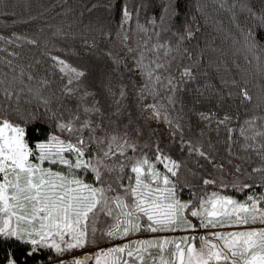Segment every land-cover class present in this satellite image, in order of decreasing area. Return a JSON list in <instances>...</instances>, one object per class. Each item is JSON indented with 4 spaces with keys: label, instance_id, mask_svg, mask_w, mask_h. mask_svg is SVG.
<instances>
[{
    "label": "snow or ice",
    "instance_id": "6c2138e0",
    "mask_svg": "<svg viewBox=\"0 0 264 264\" xmlns=\"http://www.w3.org/2000/svg\"><path fill=\"white\" fill-rule=\"evenodd\" d=\"M3 7L9 5L3 3ZM141 7L146 6L134 9L136 30L155 34V43L148 47L152 40L148 36L143 41L145 47L132 56V69L144 78L137 89L141 109L148 117L168 124L170 144L179 136L181 153L186 149L189 155L196 154L223 170L224 164L215 162L201 139L185 138L180 112L168 110L175 108L176 93L185 89V80L197 79L205 59L200 50L191 60L194 53L182 46L200 31L201 19L209 23V6L200 0L195 4L161 0L159 15L144 23L140 21ZM104 8L109 18L119 16L117 35L123 34L127 41L124 25L134 18L128 0H106ZM215 10L230 14L245 50L256 57L264 74V0H218ZM97 31L111 39L105 23L101 22ZM161 33L171 36L161 42ZM56 34L66 35L59 29ZM13 37L28 39L13 32L11 36L0 35V40L10 44ZM83 44L97 46L95 39H85ZM125 47L128 54L134 52L126 43ZM173 52L181 57L186 54L191 63L177 62L172 69L177 59ZM47 55L67 76L58 92L52 91L51 81L44 77L32 84L37 78L31 72L25 80L23 66L18 76L6 77L0 88V264H264V84L254 96L247 80L243 86L237 80L230 81L238 89L235 94L241 104L251 105V114L239 125L244 141L241 148L253 150L260 164L250 170L235 164L231 181L220 177L217 185L215 178L201 176L202 184L196 185L181 170L194 177L198 173L187 169L186 161L174 157L159 139L142 142L140 127L133 135L127 125L121 128L111 120L106 124L103 119H93V114L103 117L104 112L98 100L86 103V97L96 95L81 82L87 70L50 51ZM107 55L115 65L113 72L121 66L128 68L123 57L111 51ZM221 83L229 82L221 79ZM118 87V97H125L127 85ZM105 88L117 97L110 80ZM160 88L167 90L168 106L144 102L147 95L155 98ZM24 93L27 107L21 104ZM115 111L120 112V108ZM197 115L209 125L215 120L217 129L224 125L227 139L232 140L235 128L229 127L232 117L227 112L222 118L213 111ZM208 148H212L211 143ZM228 151L235 155L231 145ZM209 186L220 190L209 192ZM229 186L239 194L247 193L244 199L221 191ZM185 187L189 189L187 199L182 198ZM101 214L111 220L105 228L97 227ZM145 232L182 234L132 238ZM99 239L110 241V246L99 247ZM89 246L95 251H86Z\"/></svg>",
    "mask_w": 264,
    "mask_h": 264
},
{
    "label": "trees",
    "instance_id": "16d2710c",
    "mask_svg": "<svg viewBox=\"0 0 264 264\" xmlns=\"http://www.w3.org/2000/svg\"><path fill=\"white\" fill-rule=\"evenodd\" d=\"M190 2L195 4L196 0H190ZM200 2L209 6L207 9L209 23L205 24L201 19L200 31L194 38L185 41L182 47L194 53L191 60L196 59L195 53L200 50H203L205 59L199 66L197 79L185 80V89L176 93L175 108L169 107L168 110L172 114L180 112L183 117L185 138L201 139L205 150L215 157V162L224 164L223 170L213 168L206 159L196 154L189 155L186 149L181 153L178 149L179 136L176 138V143L170 144L168 124L163 119L148 117L147 111L141 109L137 89L140 84L144 83V78L138 70L132 69V56L138 54L139 48L145 47L143 41L148 39V36H152L148 47L151 43H155V34L149 32L145 35L142 31L136 30L134 9L136 5L146 6L140 9V21L144 23L152 15H159L161 0H128L129 8L134 12V18L131 24L124 25L128 36L127 41L123 40V34L117 35L119 16L113 14L109 18L104 8L106 0H2L0 3V35L11 36L15 32L18 36H27L28 39L16 40L13 37L14 43L10 44L0 40V88L4 87L3 81L6 77L10 80L12 75L18 76L20 67L23 66L25 80L27 73L31 72L37 78L32 81V84H36L40 77H44L51 81L52 91L58 92L59 86L67 82V76L53 65L47 55L50 51L53 55H59L67 60L72 66L87 70L81 82L87 86L88 91L95 92L96 95L94 98L86 97V103L91 104L93 99H96L100 102L99 106L104 112L103 117L93 114V119H103L106 124L111 120L121 128L127 125L128 131L133 135L135 128L140 127L142 142L159 139L163 147H170L174 157L186 161L187 169L198 173L194 177L190 172L181 170L193 184L201 185V176L215 178L217 185L220 183V177H224L225 182H229L232 179L231 173L234 171L233 165L240 164L243 170H250L261 162L260 157L253 150L245 151L241 148L244 141L239 133V125L247 115L251 114V105L241 104L239 96L235 94L238 89L232 87L230 81L237 80L243 86V81L247 80L248 87L255 96L260 85L264 84V74L261 73L256 57L245 50L241 36L230 20V14L224 10H215L218 0L216 3L214 0H200ZM3 3L9 7L5 9ZM93 4L97 7L93 8ZM12 12L16 15L12 16ZM101 22L105 23V31L111 30V39L102 37L97 31ZM148 27L151 26L148 25ZM57 29L66 35H53ZM170 36V33H161V42ZM32 39L37 40L38 43L31 44ZM85 39L89 41L95 39L97 46L93 48L84 45L83 40ZM125 43L134 49L132 54H128ZM172 43L175 44L174 38ZM108 51H111L114 56L123 57L128 68L121 66L118 71L113 72L115 65L107 55ZM12 52L18 55L13 56ZM161 55H163L162 51ZM171 55L177 58L172 64V69L175 68L177 62L183 65L191 63L186 54L181 57L173 52ZM9 60L12 61V65L8 64ZM221 79L229 83L222 84ZM109 80L117 97L111 96L105 88ZM121 83L127 85L126 95L123 98L118 97V85ZM216 89H219V92L215 91ZM229 92L234 94L229 96ZM2 95L3 93L0 92V97ZM24 95L27 93L22 94L21 104L27 107ZM116 99H119L118 104ZM73 102H75L74 98ZM144 102L168 106L167 90L160 88L155 98L147 95ZM117 107L120 108L118 113L115 111ZM246 107L249 112L245 111ZM201 111H213L217 117L221 118L227 112L232 117L229 127L235 128L232 140L227 139L228 134L224 125H220L217 129L215 120L210 125L206 120H202L197 115ZM201 130L204 132L202 137L200 136ZM209 143L212 145L210 149L208 148ZM229 145L235 155L229 153ZM229 160L232 164L228 163ZM216 190L220 189L214 186L208 187L209 192ZM221 191L241 199L247 194H239L230 186ZM182 198H189L187 187L183 189ZM110 222V218L101 214L97 227L105 228ZM149 235H161V233L145 232L139 237L132 238H146ZM97 236L99 238L101 233L98 232ZM110 244L108 240L99 239L98 246L108 247ZM85 250H95V247L89 246Z\"/></svg>",
    "mask_w": 264,
    "mask_h": 264
},
{
    "label": "rangeland",
    "instance_id": "374dc122",
    "mask_svg": "<svg viewBox=\"0 0 264 264\" xmlns=\"http://www.w3.org/2000/svg\"><path fill=\"white\" fill-rule=\"evenodd\" d=\"M224 194H226V193H224ZM227 195H229V194H227ZM238 199H241V198H238ZM244 199V198H243ZM242 200V199H241ZM257 225V224H256ZM255 226V225H254ZM182 233L181 232H175V233H173V232H162L161 233V235H181ZM89 251H95V250H89ZM79 254H82V252L81 253H79Z\"/></svg>",
    "mask_w": 264,
    "mask_h": 264
},
{
    "label": "built area",
    "instance_id": "2783aa9c",
    "mask_svg": "<svg viewBox=\"0 0 264 264\" xmlns=\"http://www.w3.org/2000/svg\"><path fill=\"white\" fill-rule=\"evenodd\" d=\"M255 226H262V225L257 224V225H255Z\"/></svg>",
    "mask_w": 264,
    "mask_h": 264
}]
</instances>
